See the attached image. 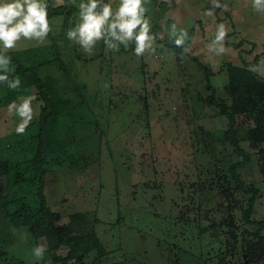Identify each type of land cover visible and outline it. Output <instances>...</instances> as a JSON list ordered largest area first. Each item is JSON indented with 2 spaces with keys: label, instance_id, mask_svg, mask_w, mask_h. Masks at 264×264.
Segmentation results:
<instances>
[{
  "label": "rangeland",
  "instance_id": "obj_1",
  "mask_svg": "<svg viewBox=\"0 0 264 264\" xmlns=\"http://www.w3.org/2000/svg\"><path fill=\"white\" fill-rule=\"evenodd\" d=\"M72 1L74 16L48 17L42 40L21 36L11 49L0 42L34 67L59 111L45 134L70 157L50 155L43 187L57 223L82 215L71 223L75 231L95 233L103 248L98 256L92 250L88 264H243L241 245L252 240L243 235L251 226L242 217L250 195L230 177L228 168L239 158L224 141L228 121L209 98L229 103L228 62L241 66L258 57L251 68L264 77V0H141L137 17L147 38L139 56L122 48L121 40L137 42L119 30L120 38L107 43L105 34L83 47L78 35L70 40L68 31L82 22L79 5L88 3ZM106 1L115 15L120 0ZM14 73L0 69V76ZM9 78L0 81V167L10 165L0 171V264H60L52 257L65 256L66 247L49 251L44 236L35 238L12 217L17 205L9 201L22 191L13 178L21 167L33 173L32 137L43 102L26 79ZM30 96L32 120L17 134L22 118L16 109ZM236 121L241 145L251 153L237 174L260 191L251 218L264 220V114L236 115ZM248 264H264V258Z\"/></svg>",
  "mask_w": 264,
  "mask_h": 264
},
{
  "label": "trees",
  "instance_id": "obj_2",
  "mask_svg": "<svg viewBox=\"0 0 264 264\" xmlns=\"http://www.w3.org/2000/svg\"><path fill=\"white\" fill-rule=\"evenodd\" d=\"M51 1L52 0H45L46 3ZM38 2L44 4L41 0H38ZM101 4L110 3H108L106 0H101ZM47 5V18L61 14H64L68 17H73L77 10L76 5L72 0H62V2L55 7H51L49 4ZM96 11H100V6H98ZM111 18L112 17L109 19ZM102 31L105 35H107L105 40L108 42V39L111 35H109L107 32V25L104 26ZM117 32L118 29L116 30V35L118 36ZM138 34L139 33L132 32V37L135 38ZM121 41H123V49L126 46L132 48L137 47V45L132 41ZM257 62L258 57H255L251 62H244L241 66H235L228 62V83L226 88L229 91V103H226L225 101L217 103L213 97L209 98V104L216 105L220 113L226 117L228 121V128L224 132V141L227 142L230 147H232V153L239 158L237 162L232 163L228 168L230 177L233 180L237 190L241 191L243 195H250L247 201V207L242 212V217L244 223H246L249 227L251 226L249 230L243 231V235L245 237L250 236L252 240L244 241L241 245V251L245 255L242 256L241 259L243 264H248L256 258H264V220H255L251 218L254 210V202L256 200L257 194H259L260 191L257 190L253 185L242 181L237 174L239 169L244 168L249 164L251 153L248 149L241 145L239 133L236 128V115L244 116L245 118L250 119L255 113L264 114V77L256 73L251 68L252 66H255ZM200 66L206 70V77L208 78L210 72L207 66ZM6 67H11L15 70V73L9 75V77L17 75L30 82L34 86L38 98L43 102V107L36 123L37 133L32 137V139H35L36 141V147L31 159L33 173L31 174V171L25 170L26 167H21V169H17L16 177L13 178L14 184L17 186V188L19 187L22 189V191H20L21 196L19 199L16 198V195H13L9 201H12V203L14 201L17 205V209L14 210V214L11 212L12 217L19 225L29 226L35 238L44 236L49 251H56L61 246L67 248L66 255H56L52 257L53 262H58L60 264H88L86 263V259L91 255L92 250L96 249V256L102 254L103 248L100 246L99 239L93 232L78 234L75 231L74 226L71 223H75L79 218H82V215L80 214H72L71 223H57L59 214L52 211L48 207L47 200L43 193L44 174L49 167L48 163L50 155L53 152L56 154L59 152L57 156L63 155L70 157L68 155L69 153H67V149H65L59 143H56L55 140H50V137L45 134L49 125L57 119L59 111L57 112V110L52 108V102L45 87V83L39 78V76L35 74L37 72L35 71L34 67L25 66L24 64L20 63L16 56H14V53L4 51L0 47V69ZM207 84L208 88L212 89L211 85L209 83ZM259 152L264 155V146L260 147ZM262 158L264 159V157ZM262 158H260L259 163L264 162ZM23 160H20L18 165H20ZM9 167L10 165H8L7 162H4L0 167V171L6 172L8 171ZM260 167H264V163H260ZM261 169L263 170L264 175V168ZM4 204L5 203L1 204L0 207H2ZM2 209L3 207L0 208L1 211ZM9 214V211H5L3 217L6 218V216ZM187 226L188 228H196L194 221H188ZM188 228H186V230ZM180 235L183 236V231ZM255 239L256 241H254ZM71 261H73V263H70Z\"/></svg>",
  "mask_w": 264,
  "mask_h": 264
},
{
  "label": "clouds",
  "instance_id": "obj_3",
  "mask_svg": "<svg viewBox=\"0 0 264 264\" xmlns=\"http://www.w3.org/2000/svg\"><path fill=\"white\" fill-rule=\"evenodd\" d=\"M62 2V0H60ZM141 0H120V6L115 12L110 4H101V0H88V3H81L79 23L75 30H69L67 36L70 40H74L77 35L79 43L83 47L92 43L94 40L99 41L104 37L102 29L107 24V32L109 35L119 39L116 36L118 29L126 37H131L133 29L137 25H141V21L137 17V10ZM100 6V11L97 8ZM46 3L41 4L38 0H9V2L0 3V42L3 43L5 49H11L15 46V42L21 36L25 38H43L50 31L47 20ZM147 25H141L139 34L135 37L137 47L134 49L137 56L141 55L144 48V41L147 38ZM223 35V33H221ZM42 40V39H39ZM107 43V41H104ZM10 61V58H9ZM6 75L0 76V81H7ZM19 78L9 83V87L15 89L19 87ZM34 96L25 98L23 103L16 109L17 114L22 118L15 129L17 134H23L33 117V109L31 107ZM14 106L9 105V109ZM43 246L36 248V257L41 258V250Z\"/></svg>",
  "mask_w": 264,
  "mask_h": 264
}]
</instances>
